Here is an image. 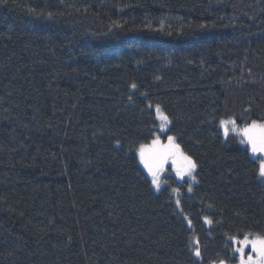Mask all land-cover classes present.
I'll return each instance as SVG.
<instances>
[{"label": "trees", "instance_id": "trees-1", "mask_svg": "<svg viewBox=\"0 0 264 264\" xmlns=\"http://www.w3.org/2000/svg\"><path fill=\"white\" fill-rule=\"evenodd\" d=\"M156 104L190 192L138 161ZM224 118L264 122V0H0V264L234 262L264 178Z\"/></svg>", "mask_w": 264, "mask_h": 264}, {"label": "snow or ice", "instance_id": "snow-or-ice-1", "mask_svg": "<svg viewBox=\"0 0 264 264\" xmlns=\"http://www.w3.org/2000/svg\"><path fill=\"white\" fill-rule=\"evenodd\" d=\"M51 15V13H49ZM133 89L136 87L135 84L131 86ZM156 112L161 121H163L161 127H164L168 123V117L165 115L160 106L156 105ZM221 125L226 126L228 123L235 124V121H224L221 120ZM227 127H225V134L227 135ZM243 136L246 137V141H241L242 143L246 142L250 145V150L255 156L257 153L264 154V123H258L253 120L250 125L246 126L242 130ZM119 144V141L116 142ZM140 162L147 169L148 173L152 177V183L159 188L160 180L159 173L163 171L164 163L169 157L173 158V164L177 163V158L182 162L180 166L177 167V174L181 177L187 173L189 176L192 175V172L196 169L197 165L195 161L190 157L185 155L180 151L179 144L175 143V138L172 136L168 137V143L166 145H161L159 137L152 140L151 144H140L137 149ZM258 176L264 178V157L259 159L258 167ZM192 179H195L193 176ZM173 191L178 192V189ZM191 191V188H189ZM179 204V201H177ZM207 219V218H206ZM211 223L210 220L207 221ZM252 235L253 238L249 239V236ZM234 243L239 244L240 246L236 249L237 252L241 253V264H248L252 260V257L249 256L248 260L243 259L244 248L248 245H251L252 250L257 252L260 257H264V236H259L256 234H245L243 240H237L235 237L231 238ZM197 257L200 256V250L197 247L194 253ZM223 264V261H221Z\"/></svg>", "mask_w": 264, "mask_h": 264}, {"label": "rangeland", "instance_id": "rangeland-1", "mask_svg": "<svg viewBox=\"0 0 264 264\" xmlns=\"http://www.w3.org/2000/svg\"><path fill=\"white\" fill-rule=\"evenodd\" d=\"M157 105V104H156ZM156 105H153V109H154V112H155V115H156V119H157V123H158V126H157V133L155 134V138L159 137V140H160V143L161 145H166L168 143V137L169 136H172L174 137L173 135H171L168 131H169V119H168V123L164 126V127H161L163 121L160 120V118L158 117L157 115V112H156ZM160 106V105H159ZM161 108V106H160ZM162 112L165 114V112L163 111V109L161 108ZM166 115V114H165ZM221 120H224V121H233L234 119H231V118H224V119H221ZM235 121V124H232V123H228L226 126L224 125H221V121L219 122V128L223 134V136H228L229 134H235L238 138H239V142L241 145H243L244 147H246L249 151V154L250 156L257 160L258 162V165H259V159L261 157H264V154H261V153H257L255 156L252 154L251 150H250V145L246 142L242 143L241 141H246V137L243 136V133H242V129L245 128L246 126L250 125L251 123L249 124H239L236 120ZM258 123H264V122H261V121H257ZM225 127H227V135L225 134ZM175 138V137H174ZM152 139V140H153ZM152 140L146 144H151ZM175 143L177 144L176 142V139H175ZM139 148V147H138ZM137 148V149H138ZM180 151L183 152L180 148ZM184 153V152H183ZM136 154H137V157H138V161L140 163V165L142 166V168L144 169V171L146 172L147 176L149 177L150 181H151V184H152V187H153V190L158 192L160 191L163 187H165L166 185H169L171 183V178L172 177L173 179H175L176 181H179L181 183H186V189L188 192L189 191V188H191L192 190V187L194 186V184L196 183V169L192 172V175L189 176L187 173H185V175L183 177L179 176L177 174V167L181 165V161L179 158H177V163L176 164H173V158L172 157H169L167 159V161L164 163V166H163V171H161L159 173V180H160V186L159 188H157L153 183H152V177L151 175L148 173L147 169L144 167V165L140 162V158H139V154H138V151L136 150ZM185 155H187L186 153H184ZM188 156V155H187ZM195 177V179H192V177ZM174 189H178L179 191L176 192V191H173ZM171 190L176 198V204L177 206L179 207V204L177 203L178 201V197L180 195V188L176 185H172L171 186ZM207 218V219H206ZM210 220L209 217H204L203 219V222L204 224L209 227L211 225V223H208L207 221ZM189 222V221H188ZM257 235V234H256ZM261 236V235H259ZM232 238V237H231ZM230 238V241L233 243L234 245V252L236 254V260L234 262H228V261H223V264H241V253L240 252H237L236 249L240 246L239 244L237 243H234V241ZM237 240H243L244 237H241V238H238V237H235ZM253 236L250 235L249 236V239H252ZM251 256L252 257V260L248 262V264H264V257H260L259 254L255 251L252 250V247L251 245H248L244 248V252H243V259L245 261L248 260V257ZM213 264H221V261L220 262H215Z\"/></svg>", "mask_w": 264, "mask_h": 264}]
</instances>
